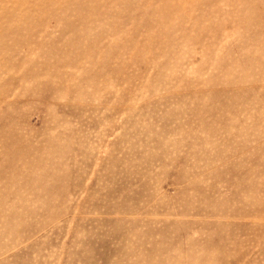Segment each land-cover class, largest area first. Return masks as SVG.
<instances>
[{"label": "rangeland", "instance_id": "374dc122", "mask_svg": "<svg viewBox=\"0 0 264 264\" xmlns=\"http://www.w3.org/2000/svg\"><path fill=\"white\" fill-rule=\"evenodd\" d=\"M0 264H264V0H0Z\"/></svg>", "mask_w": 264, "mask_h": 264}]
</instances>
